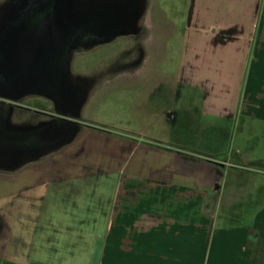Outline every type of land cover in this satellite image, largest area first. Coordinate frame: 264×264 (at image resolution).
<instances>
[{
	"label": "crops",
	"instance_id": "0c3cea01",
	"mask_svg": "<svg viewBox=\"0 0 264 264\" xmlns=\"http://www.w3.org/2000/svg\"><path fill=\"white\" fill-rule=\"evenodd\" d=\"M188 24L185 57L172 77L160 60L149 72L156 38L149 32L140 64L90 82L72 142L43 160L0 163V245L26 196L47 203L43 218L29 207L32 229L70 230L56 213L87 209L81 222L93 221L97 232L96 264H264L263 186L256 185L264 155L255 136L264 128V0H193ZM105 86L140 100L143 126L83 122V108ZM196 92V115L224 121L211 126L218 136L228 137L226 122L235 123L236 144L227 152L220 142L206 150L179 141L174 127L192 128ZM170 108L177 114L169 117ZM250 136L257 140L251 147L243 142Z\"/></svg>",
	"mask_w": 264,
	"mask_h": 264
},
{
	"label": "water",
	"instance_id": "95a60500",
	"mask_svg": "<svg viewBox=\"0 0 264 264\" xmlns=\"http://www.w3.org/2000/svg\"><path fill=\"white\" fill-rule=\"evenodd\" d=\"M124 1L22 0L5 6L0 13V97L49 98L67 117L37 124H14L12 113L0 118V163L11 162L14 168L75 139L90 82L71 72L72 49L133 29L142 6L129 19Z\"/></svg>",
	"mask_w": 264,
	"mask_h": 264
},
{
	"label": "rangeland",
	"instance_id": "374dc122",
	"mask_svg": "<svg viewBox=\"0 0 264 264\" xmlns=\"http://www.w3.org/2000/svg\"><path fill=\"white\" fill-rule=\"evenodd\" d=\"M148 10V20L151 27V31L155 34L156 38H152L149 41V49L151 50L152 56L149 62V72L154 66L158 65L159 62H166L169 65V69H165V74L168 77H172L177 72L178 65L184 56L183 48L185 42H187V30L189 23V15L192 9L193 0H151ZM159 21H158V17ZM159 22V28L157 27ZM146 23V22H145ZM157 33H164V36L157 37ZM131 42L128 38H119L117 41L98 46L96 49L85 52L87 63L84 64L86 69H78L74 71L79 74L78 76H84L83 74H97V73H108L106 66L110 62L121 60V55L118 54ZM158 56V59H157ZM124 59V57H123ZM122 59V61H123ZM158 60H160L158 62ZM85 61V62H86ZM90 63V66H88ZM72 72V70H71ZM155 72V71H151ZM83 73V74H80ZM156 76V75H153ZM152 76V77H153ZM109 77V76H108ZM104 77V78H108ZM157 77V76H156ZM100 80H104L100 78ZM119 86V83H116ZM117 88H110L105 86L100 89V92L95 95V100H91L88 105L83 108L81 118L83 122H92L97 124H103L107 126H114L123 129L138 128L144 124L140 118H137L139 114L135 111H139L140 100L137 101L136 97L128 94L123 96L116 92ZM40 97V96H37ZM36 96H31L28 99H21L20 102L29 108L31 111L39 110L44 104L43 98L38 99ZM196 101L195 110L191 112V115L195 116L200 109L202 98L199 92L195 93ZM7 101V100H6ZM11 101V102H10ZM13 100H8L7 103L13 105ZM19 102V100H18ZM12 109V106L9 107ZM57 111V110H56ZM59 117H67L64 115H58ZM53 118H58L53 117ZM51 119H46L49 121ZM77 121V120H76ZM153 118L149 117V124H152ZM193 124L184 126L177 124L174 128L178 132L181 131L179 141L190 142L197 147H203L204 149L211 150L210 148L216 146L219 142L222 143V151H228L235 147V138L238 135V130L235 127L233 121L226 122L228 127L229 136H218L214 128L211 126L220 125L222 122L219 119L196 115L193 119ZM148 126L145 125V127ZM173 127V126H172ZM206 128V129H205ZM194 132V133H193ZM215 132V133H214ZM255 135L258 143L261 146L259 150L264 155V128L259 129ZM209 136L211 139L205 138ZM171 138V137H170ZM173 142V139H170ZM254 137L245 138L243 141L247 146H253L255 141ZM207 141V142H206ZM177 142V141H174ZM256 143V142H255ZM212 145V146H211ZM208 146V147H207ZM49 153L41 156L40 160L45 159ZM258 176L256 185H262V189L259 192V203L264 206V167L261 171L256 173ZM253 189V187H251ZM106 193L109 188L106 187L104 190ZM31 201V203H29ZM36 200L28 199L26 196L21 199L20 211L15 213V221H13V228L9 229L6 233V238L0 245V264H96L95 259L97 258L96 250H98L97 243L95 241V227H93V221L89 224L83 225L82 219H87L88 211L81 212L79 216H67L59 212L56 213L57 218L63 222L62 227H70V230H59L54 231L46 229L39 224L38 229H32L28 221L33 218L30 208L36 206L40 212L39 217H44L45 203L44 198ZM24 209H26L24 211ZM9 214L10 213L9 211ZM252 217L251 214H244L243 218L248 221ZM86 228V229H84ZM2 233V232H1ZM56 240L55 245H51L50 242ZM63 244V245H61ZM37 251V253H36Z\"/></svg>",
	"mask_w": 264,
	"mask_h": 264
},
{
	"label": "flooded vegetation",
	"instance_id": "af4514ba",
	"mask_svg": "<svg viewBox=\"0 0 264 264\" xmlns=\"http://www.w3.org/2000/svg\"><path fill=\"white\" fill-rule=\"evenodd\" d=\"M22 0H0V13L4 10L5 6L9 4H16ZM24 1V0H23ZM98 1H105V0H98ZM109 2H113L115 0H108ZM124 1V0H123ZM159 1V0H158ZM126 4L129 5V13L127 14L128 18L131 19L134 15L133 11L137 8H139V5L142 6L141 8V14L138 18L137 23L135 24V27L133 29H129L128 32L120 34L116 36L113 39L107 40L105 42H97L92 44L91 46H84L79 45L77 47H74L72 49V58L70 62V68L72 70V73H76L74 70L78 68V65L80 67L78 69H86L84 67V64L87 63L85 57V52L96 49L98 46L112 43L117 41L119 38H128L131 42L124 48L122 51H120L118 54L121 55V60L114 61L108 63L106 66L108 73H97V74H83L86 79H88L89 82L93 83L94 81L112 76L114 73L120 69V68H131L133 66H136L140 64L143 61L144 55H145V44H146V38L151 30L149 27L150 25L148 20V10L149 5L151 4V0H125ZM134 8V9H133ZM146 22V23H145ZM153 27V26H152ZM124 57V59H123ZM123 59V61H122ZM86 61V62H85ZM90 66V63L89 65ZM181 94V87L178 86L176 89V100L180 97ZM31 96L37 95H27L23 97L22 99H28ZM41 97V96H40ZM40 97H37L38 99H42ZM9 99H4L0 97V118H4L5 115L11 114V121L16 124L19 122H27V124H35L36 122L40 120H46V119H53V117H59L60 113L56 111V105L53 102V100L49 98H43L44 104L40 106L41 108L39 110L31 111L27 106H24L20 100L19 102H13V105L7 103ZM11 102V101H10ZM12 106V109L9 107ZM66 110L70 111V108H66ZM177 110L174 108H170L167 111V115L169 117H172L174 114H177Z\"/></svg>",
	"mask_w": 264,
	"mask_h": 264
}]
</instances>
